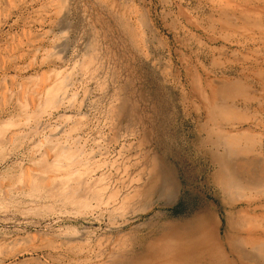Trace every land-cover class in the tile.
<instances>
[{
  "label": "rangeland",
  "instance_id": "374dc122",
  "mask_svg": "<svg viewBox=\"0 0 264 264\" xmlns=\"http://www.w3.org/2000/svg\"><path fill=\"white\" fill-rule=\"evenodd\" d=\"M209 250L264 264V0H0V264Z\"/></svg>",
  "mask_w": 264,
  "mask_h": 264
},
{
  "label": "bare ground",
  "instance_id": "6f19581e",
  "mask_svg": "<svg viewBox=\"0 0 264 264\" xmlns=\"http://www.w3.org/2000/svg\"><path fill=\"white\" fill-rule=\"evenodd\" d=\"M206 252V253H205ZM217 252H219V250H217ZM217 252H214V251H211V250H209V251H204V252H202L201 254H200V256L199 257H201L202 258V260L203 261H205L206 260V258L207 259H210L209 261H212V259H211V257L215 260V261H217V264H233L232 262H230L224 255H222V254H219V256H218V254H216ZM216 255H217V257H216ZM217 259H216V258ZM208 261V260H207ZM206 262V261H205ZM211 264V263H210Z\"/></svg>",
  "mask_w": 264,
  "mask_h": 264
}]
</instances>
